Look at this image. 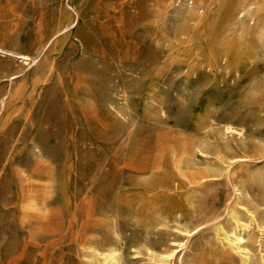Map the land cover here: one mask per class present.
Instances as JSON below:
<instances>
[{"label":"rangeland","instance_id":"1","mask_svg":"<svg viewBox=\"0 0 264 264\" xmlns=\"http://www.w3.org/2000/svg\"><path fill=\"white\" fill-rule=\"evenodd\" d=\"M244 1L259 17L249 35L230 11L242 0H0V264H85L89 244L119 248L124 264L236 263L204 223L175 260L158 262L155 252L183 236L172 217L147 224L132 183L158 172L131 169L183 150L207 169L216 146H203L207 159L193 152L201 122L230 123L241 131L227 136L233 154L250 156L244 200L264 222V0ZM207 53L254 58L232 75L219 60L209 72ZM51 64L38 87L36 75ZM169 168L161 175L172 179ZM218 179L206 188V211L229 196ZM181 190L162 194V203ZM187 218L182 225L192 227Z\"/></svg>","mask_w":264,"mask_h":264},{"label":"bare ground","instance_id":"2","mask_svg":"<svg viewBox=\"0 0 264 264\" xmlns=\"http://www.w3.org/2000/svg\"><path fill=\"white\" fill-rule=\"evenodd\" d=\"M199 3L201 2L199 1ZM254 6L255 4L253 2H245L242 0L238 8L229 9L231 12L236 13L237 21L240 23L239 32L241 35L251 34L255 27L257 28L258 26L259 17L256 13L257 9L256 11L253 10ZM202 10L203 9H201L200 12H202ZM245 17H247L246 22L243 20ZM69 25L70 23L56 28L52 32L51 38L55 37L57 33L67 29ZM262 32L264 40V26ZM19 57L25 62L30 60V56L27 53H20ZM203 57L205 60L204 67L207 68L209 72L214 68H218L219 60L223 62L220 68H222L225 73L239 75L242 66L246 67V63L243 62L246 61L248 63L252 61L254 53H221L220 55L218 53H207ZM45 70L46 71H43L42 69L36 75L35 83H38V87L40 88H44L46 85V81L49 79L52 72V64L48 65ZM43 72L46 74L41 76ZM21 88L22 87L19 85L12 93V96L20 92ZM35 90L37 91V89ZM10 100L12 101V99ZM1 105L6 106L3 104V101ZM208 119L209 118H207V120ZM4 120H6V118ZM208 121L203 118L201 122V129H203L202 140L198 144H195L193 152H198L207 159V154L202 150L203 146H206L209 142L215 144L216 148L213 154V166L210 165L207 169L201 168L191 158L190 154L192 152L190 153V151L183 150L179 157H177L174 151L171 152V156H174V161L171 159V161L168 162L162 161L152 168L148 165H143L131 169V172L138 176L149 174L153 172L154 169L158 172L154 177L139 178V180H135L132 183L135 189L134 193L138 196L137 199L139 201H145L142 207L148 218L147 224L165 226V222L168 218L172 217V221L176 223L174 227L175 232L183 236L181 240H170L160 251L155 252L156 260L161 263L171 262L173 258L175 260L177 251H185V249H187L189 237L198 226L204 223L210 227L212 241L217 246L220 254L229 255L233 258L235 257V264H264V222L257 218L254 211L244 200V198L247 197L251 198L249 189H246L244 186V181L249 175L247 158H250V156L245 154H233L234 148L227 138L228 134L232 135V132L240 134L241 131L238 129L239 127L236 128L230 123H224L220 127L212 128L211 123L214 121L211 120V123ZM6 122L7 121H5V123ZM257 158H264V153ZM169 166H172V179L165 175H169ZM219 170H221V173L217 174L216 171ZM164 171L165 174L161 175ZM255 174L261 177L263 171L258 170ZM175 176L184 177L185 180L182 181ZM219 176L222 177L229 186V196L226 198L221 209L216 208L206 211L208 210L206 201L208 195L211 193V191H207L206 188L218 184ZM174 188H182V190L173 200L170 199L171 197H167V201L165 199L166 204L162 203L161 195H169L170 191L175 192L176 189ZM175 194L176 193H174V195ZM204 213H208V215L203 217L202 214ZM183 215L188 217L186 222L189 224L192 223V227H189L187 224H184V226L182 225L180 218ZM193 218L196 220L193 221ZM252 246H254V248ZM224 260V258H221L220 262L224 263ZM177 263L183 264V259L181 257L177 258ZM85 264H124V262L119 248L98 247L89 244L86 247Z\"/></svg>","mask_w":264,"mask_h":264}]
</instances>
